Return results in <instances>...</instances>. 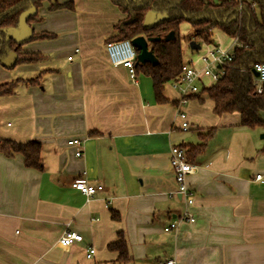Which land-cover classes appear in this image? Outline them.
I'll return each instance as SVG.
<instances>
[{"label":"crops","instance_id":"1","mask_svg":"<svg viewBox=\"0 0 264 264\" xmlns=\"http://www.w3.org/2000/svg\"><path fill=\"white\" fill-rule=\"evenodd\" d=\"M58 1L75 9L52 12L44 2L41 20L14 32L20 41L32 31L55 34L23 45L41 59L0 65V82L15 84L13 95L0 97V138L40 142L44 164L40 172L21 155L0 152V264H122L108 248L120 233L129 264H264V182L254 180L264 172V128L242 126L236 112L214 114L203 90L187 104L189 130L182 131L173 87L165 85L169 103L158 104L150 77L138 73L135 84L127 69L111 65L105 44L125 18L118 7L110 0ZM180 30L191 28L183 23ZM213 42L200 50L183 42L184 61L202 69L213 49H235L220 30ZM215 83L207 77L204 88ZM211 129L187 180L195 221L166 231L185 211L171 147L197 145ZM73 139L83 141L82 157L68 145ZM78 178L104 189L88 199L71 187ZM66 230L83 241L62 247Z\"/></svg>","mask_w":264,"mask_h":264},{"label":"trees","instance_id":"2","mask_svg":"<svg viewBox=\"0 0 264 264\" xmlns=\"http://www.w3.org/2000/svg\"><path fill=\"white\" fill-rule=\"evenodd\" d=\"M125 16L116 26L117 34L108 41L133 40L137 37L151 38L174 32V42H157L149 45L157 64H136L138 73L150 77L153 82L155 100L158 104L169 101L164 96L165 85L177 80L181 67L185 63L183 42L196 41L198 44H213V31L220 30L228 38L238 37L235 59L225 67V75L210 88L204 89L214 103V114L239 113L242 126L249 129L264 128V85L262 92L254 85L252 70L264 62V0H110ZM44 2L50 4V11L75 9L74 2L59 3L58 0H0V65L11 58L17 65L38 62L39 54L25 53L23 45L32 41L51 40L55 34L34 31L23 40H18L14 32L22 26L31 27L39 22V10ZM152 13L160 21L151 27L145 26L146 17ZM183 23L190 25L191 30L181 34ZM38 79L31 83H37ZM14 83L0 82V97L14 94ZM196 98V97H195ZM215 130L200 135L201 143L183 145L188 160L193 163L205 149L208 140ZM0 152L7 158L19 154L24 158V165L37 171H44L42 145L37 141L20 143L0 138ZM114 220L119 217L112 215ZM118 240L109 244L111 251L118 253L117 261L122 264L132 262L123 234Z\"/></svg>","mask_w":264,"mask_h":264},{"label":"built area","instance_id":"3","mask_svg":"<svg viewBox=\"0 0 264 264\" xmlns=\"http://www.w3.org/2000/svg\"><path fill=\"white\" fill-rule=\"evenodd\" d=\"M234 46H239L238 37L234 38ZM105 50L109 57L110 63L114 67H123L128 70L132 83H137L138 72L136 70L138 52L132 44V40H116L107 41ZM236 55L234 50L231 52L213 49L209 55L203 56L202 61L205 66L199 69L192 62H185L181 67V73L177 80L171 83L174 90L179 94L177 102V118L180 121V128L182 131L189 130V123L187 121V113L184 107L188 102L197 97L204 88V79L209 77L213 82L219 81L225 75L226 65L235 59ZM254 70L258 72V77L254 76V85L257 91L262 92L264 85V62L258 64ZM70 147L77 149L76 156L82 157L81 151L83 141L81 139H73L68 142ZM170 163L175 175L177 184V193L181 196L185 203V211L177 219V222L172 223L166 231L178 228L182 222L195 221L191 215V208L195 203V192L188 185V177L196 172V166L191 163L187 157V151L179 146H172L170 150ZM257 182H264V172L257 173L254 177ZM71 187L81 192L88 199L94 197L99 191L104 189L103 186L92 185L85 178H78L71 183ZM83 236L77 232L66 230L60 238L59 243L62 247L66 248L74 243L82 242ZM95 253L94 248H88L87 257L91 258ZM161 264H176L175 261H166Z\"/></svg>","mask_w":264,"mask_h":264},{"label":"water","instance_id":"4","mask_svg":"<svg viewBox=\"0 0 264 264\" xmlns=\"http://www.w3.org/2000/svg\"><path fill=\"white\" fill-rule=\"evenodd\" d=\"M160 17H157L155 19L154 15L152 13L148 14L146 17L145 21V26L146 27H151L158 23L160 21ZM176 40V36L174 32H170L167 35H157L155 37L151 38H145L143 36L137 37L132 40V44L135 47L136 51L138 52L137 56V63L138 64H152L156 65L157 60L152 53V51L149 50V45L152 43H157V42H174ZM190 48L192 50H200L201 46L200 44L196 43L195 41L190 42L189 44ZM253 74L255 77H258V72L255 70H252Z\"/></svg>","mask_w":264,"mask_h":264},{"label":"rangeland","instance_id":"5","mask_svg":"<svg viewBox=\"0 0 264 264\" xmlns=\"http://www.w3.org/2000/svg\"><path fill=\"white\" fill-rule=\"evenodd\" d=\"M21 28H22V27H21ZM195 42H196V41H195ZM171 88H172V85H171V83H169V84H168V87H167V90H168V91H171ZM191 100H192V99H191ZM189 103H190V101L188 102V104H189ZM186 107H187V106L184 107L185 112H186ZM186 113H187V112H186Z\"/></svg>","mask_w":264,"mask_h":264}]
</instances>
